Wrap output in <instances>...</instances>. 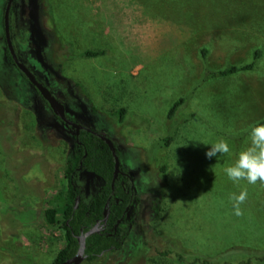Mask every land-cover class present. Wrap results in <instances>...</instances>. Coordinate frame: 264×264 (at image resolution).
Masks as SVG:
<instances>
[{
    "label": "rangeland",
    "instance_id": "obj_1",
    "mask_svg": "<svg viewBox=\"0 0 264 264\" xmlns=\"http://www.w3.org/2000/svg\"><path fill=\"white\" fill-rule=\"evenodd\" d=\"M14 1L10 25L20 61L64 104L68 117L75 104L66 103L67 91L89 120L77 123L116 143L120 167L139 198L129 211L131 222L120 227L128 233L127 252L86 264H172L143 240L207 256L232 246L264 250V184H234L223 172L248 144L247 135L235 149L228 137L264 119V0ZM5 2L0 0V264H51L64 231L61 215L49 225L44 212L62 205L73 134L5 63ZM86 50L104 55L80 57ZM255 51L260 57L253 72L201 81L205 70L247 64ZM188 95L178 117L198 120L177 125L169 145L157 146L173 131L168 109ZM120 108L125 114L118 124ZM220 139L230 154L206 159L209 146L203 144ZM94 183L81 173L84 192ZM240 191L247 198L236 216L229 196Z\"/></svg>",
    "mask_w": 264,
    "mask_h": 264
},
{
    "label": "trees",
    "instance_id": "obj_2",
    "mask_svg": "<svg viewBox=\"0 0 264 264\" xmlns=\"http://www.w3.org/2000/svg\"><path fill=\"white\" fill-rule=\"evenodd\" d=\"M12 13L13 7H11L10 11V21ZM29 28L30 32L34 34L36 25L32 19L29 20ZM10 38L12 42L11 25ZM206 53V49H202L200 56L204 58ZM103 55V51L86 50L79 56L83 58H97ZM259 57V52L255 51L251 61L247 64L229 66L217 71L205 70L201 81L206 82L214 79L227 78L240 73L253 72L255 70V63ZM17 58L19 59L18 56ZM4 60L7 65L16 70L17 76H15V78H20L25 85L31 87L23 75L15 68L6 50L4 53ZM20 62L24 65V62ZM14 82L11 81V88L12 85L14 86ZM57 82L60 83V80L57 79ZM74 85L77 88L79 87L77 84ZM27 86H25V89ZM19 91L18 94L23 97L25 94V90L22 92L23 87H20ZM190 95L185 98H179L168 109L166 121L169 122L170 128L173 131L157 142V146L166 148L169 145L177 125L190 120H198L197 116L194 114L181 118L178 117L180 109L187 103ZM65 100L66 103L72 101L75 104V109L71 111L72 117H68L71 121L75 123L77 122L76 119L82 120L83 122L89 121L86 119V114L79 105L77 99L68 91ZM88 103L89 101H87V105ZM90 109L92 113L96 112L94 107H90ZM124 114L125 110L122 108L116 111L118 124L123 121ZM54 119L58 121L57 118L54 117ZM258 124H264V119L253 126ZM253 126L228 137V139L232 141L235 149L244 141ZM114 146L116 155L120 161V152L117 149L116 143H114ZM113 166L114 160L112 154L100 138L86 130L79 131L77 138L73 136L72 146L66 158L63 172V178L66 181V191L62 197V205L59 209H47L44 212L46 223L49 225L55 224V217L57 214L61 215V226L64 231L63 245L56 253L51 264H61L75 255L78 248L76 236L81 234L80 230L82 233H85L92 228L96 222L103 219V212L106 204L108 214L105 227L100 232L94 233L85 239L84 264L96 261L105 254L123 253L127 249L128 238L126 236L128 233L123 234L120 227L131 222L132 217L129 211L138 203L139 198L133 187L132 177L126 175V172L122 170L120 166L119 169L121 173H119L114 180L113 189H111L114 171ZM160 171L164 173L165 166L162 165ZM82 172L95 179V183L87 186L85 192L78 185L79 177ZM6 173L9 175L8 172ZM160 194L161 193L158 192V195L156 194L153 196L152 209L155 214L158 213ZM83 195L89 197L88 202H84ZM76 198H78V202L75 207ZM143 246L157 256L169 259L172 264H264V250H257L244 246L228 247L212 256L191 253L179 245H173L172 249L161 248L157 246L156 243L153 242L150 245L148 241L145 240H143ZM125 252H127V250ZM22 261L26 264H34L29 259Z\"/></svg>",
    "mask_w": 264,
    "mask_h": 264
},
{
    "label": "water",
    "instance_id": "obj_3",
    "mask_svg": "<svg viewBox=\"0 0 264 264\" xmlns=\"http://www.w3.org/2000/svg\"><path fill=\"white\" fill-rule=\"evenodd\" d=\"M12 3H13V0H6L4 8H3L2 34H3L5 49L13 65L19 71V73L23 75V77L26 79L28 84L38 93L40 98L46 103L51 113L59 121H61V123H63L65 126L69 127L70 129L74 131V136L78 135L79 130H86L87 132H90L96 135L98 138H100V140H102L106 144L114 160V166H113L114 171H113V177H112V182H111V189H113V182L117 178L118 174L120 173V170H119L120 163L116 155L114 142L105 135L99 134L93 130H90L89 128H85L84 126L67 119L63 104H61L54 96H52L51 93L41 83H39L36 80V78L27 69V67L18 60L16 53L14 51V48L12 46V42L10 38V30H9V13H10V8H11ZM77 202H78V198H76L75 200V207L77 205ZM107 214H108V209H107V204H106L104 212H103V219L101 220L103 224L107 220ZM98 224L99 223H97L93 228L87 230L85 233H82V231H80L81 234L76 237L78 248H77L75 255L61 264H81L85 260V255H84L85 239L91 236L92 234L98 233L100 230H102L101 228L98 227Z\"/></svg>",
    "mask_w": 264,
    "mask_h": 264
},
{
    "label": "clouds",
    "instance_id": "obj_4",
    "mask_svg": "<svg viewBox=\"0 0 264 264\" xmlns=\"http://www.w3.org/2000/svg\"><path fill=\"white\" fill-rule=\"evenodd\" d=\"M203 145L209 146L205 151V157L209 160L219 159L231 152L228 142L223 139ZM223 172L234 184L240 181H246L248 184H256L259 181L264 184V124H258L250 129L247 146L237 154L231 165L223 169ZM246 198V191L229 196L232 211L236 216L242 215L240 206Z\"/></svg>",
    "mask_w": 264,
    "mask_h": 264
},
{
    "label": "flooded vegetation",
    "instance_id": "obj_5",
    "mask_svg": "<svg viewBox=\"0 0 264 264\" xmlns=\"http://www.w3.org/2000/svg\"><path fill=\"white\" fill-rule=\"evenodd\" d=\"M5 5V4H4ZM11 7H13V12H14V7H15V1L13 0V3H12V5H11ZM10 11H11V8H10ZM13 14V13H12ZM9 30H10V13H9ZM4 41V40H3ZM13 46V45H12ZM4 48H5V45H4ZM14 48V47H13ZM6 50V49H5ZM15 51V50H14ZM16 53V52H15ZM16 56H17V54H16ZM19 60V59H18ZM20 61V60H19ZM28 69V68H27ZM29 70V69H28ZM34 76V75H33ZM35 77V76H34ZM35 78H38V77H35ZM37 80V79H36ZM38 82H39V80H37ZM39 83H41V82H39ZM42 84V83H41ZM43 85V84H42ZM44 86V85H43ZM45 87V86H44ZM46 88V87H45ZM33 89V88H32ZM33 91H34V93H35V95L37 96V97H39L40 98V96L38 95V93L33 89ZM52 95V94H51ZM53 96V95H52ZM56 98V97H55ZM41 99V98H40ZM57 99V98H56ZM42 100V99H41ZM58 100V99H57ZM43 101V100H42ZM59 101V100H58ZM44 102V101H43ZM60 102V101H59ZM45 103V102H44ZM61 103V102H60ZM46 104V103H45ZM62 104V103H61ZM47 106V105H46ZM63 106H64V104H63ZM48 107V106H47ZM49 109V108H48ZM64 109H65V107H64ZM50 110V109H49ZM51 112V111H50ZM52 114V113H51ZM53 115V114H52ZM65 115H66V111H65ZM54 116V115H53ZM55 117V116H54ZM56 118V117H55ZM66 118L67 119H69L68 118V116L66 115ZM70 120V119H69ZM58 122H61V121H59L58 120ZM77 123V122H76ZM61 125H63V126H65L63 123H60ZM77 124H79V123H77ZM81 125V124H80ZM82 126H84V125H82ZM67 129L69 128V127H67V126H65ZM85 128H86V126H84ZM68 130H70L71 132H72V134H73V136H74V131L72 130V129H68ZM91 130V129H90ZM79 131H81V130H79ZM78 134H79V132H78ZM78 136V135H77ZM77 136H74L75 138H77ZM120 162V161H119ZM120 170V169H119ZM120 173H121V171H120ZM126 175H128L127 173H126ZM97 223H99L98 224V227L99 228H101V229H103L104 227H105V225H106V222L103 224L101 221H99V222H96V224ZM95 224V225H96ZM94 225V226H95ZM93 226V227H94ZM92 227V228H93ZM91 229V228H90ZM81 231V230H80ZM101 231V230H100ZM99 231V232H100ZM77 237V236H76Z\"/></svg>",
    "mask_w": 264,
    "mask_h": 264
}]
</instances>
